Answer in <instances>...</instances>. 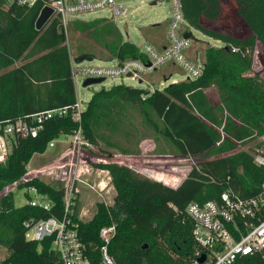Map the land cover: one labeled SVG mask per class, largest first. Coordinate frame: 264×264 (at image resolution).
<instances>
[{"label":"trees","instance_id":"16d2710c","mask_svg":"<svg viewBox=\"0 0 264 264\" xmlns=\"http://www.w3.org/2000/svg\"><path fill=\"white\" fill-rule=\"evenodd\" d=\"M21 1L0 0V121H18L39 112L72 107L78 100L63 23L53 17L38 31L36 23L47 0H37L32 6ZM225 1L235 5L237 19L247 28V35L233 36L228 29L218 27L224 17ZM182 3L187 24L223 44L219 48L204 47L203 76L169 85L163 91L147 92L124 84L103 89L94 94L82 114L83 134L91 144L97 146L102 141L115 146L105 139L104 130L116 135L122 130L117 122L121 119L120 106L139 104L149 123L152 119L160 122L152 125L170 141L177 155L214 158L199 162L178 189L124 166H99L112 176L116 206L107 208L98 204L93 220L81 224L80 235L95 249L101 244V229L116 222L117 232L109 251L117 264H190L196 245L191 225L183 214L188 205L219 200L229 188L250 198L259 192L264 181V168L257 167L253 156L239 150L236 143L252 137L248 125L264 124V79L253 71L256 45L258 42L264 45V0H182ZM105 21L76 19L72 25L79 32H90ZM114 35L109 44L111 59L145 61L136 45L124 42L116 31ZM199 42L194 39L196 50ZM18 62L22 64L16 67ZM211 87L217 88L222 103L217 116L205 94ZM79 127L70 113L48 120L37 138L16 139L7 162L0 164V191L23 178L34 155L45 153L50 142L71 135ZM263 131L258 134L263 135ZM121 151L131 153L128 149ZM31 187L48 196L53 208L45 211L28 204L16 208L13 194L1 200L0 246L9 255L0 264L59 262L50 241L40 244L26 239L24 222L32 218H61L65 210L62 184L33 180L24 183L21 189ZM98 261L94 264H99ZM236 264H264V261L250 257Z\"/></svg>","mask_w":264,"mask_h":264},{"label":"built area","instance_id":"2783aa9c","mask_svg":"<svg viewBox=\"0 0 264 264\" xmlns=\"http://www.w3.org/2000/svg\"><path fill=\"white\" fill-rule=\"evenodd\" d=\"M36 1L22 0L21 3L32 6ZM119 1L47 0L46 7L53 9V17L58 18L67 31L68 18H78L99 10L107 9L115 18H126L128 9ZM155 3L157 4V1ZM169 4L171 16L166 33V47L159 49L151 43L145 44L142 50L139 48L145 61L129 59L120 62L118 59H112L109 65L93 66L79 63L75 58L71 60L75 87L81 79L84 83L90 79L104 81L130 79L141 85L145 84L149 92H155L166 89L169 81L170 85H177L201 78L205 64L201 53L195 52L194 57L190 56L194 39L186 38L187 34L183 29L186 20L182 0H169ZM164 67L169 70L178 69L183 73V79H176L175 73L169 72L163 77V82L156 87L145 79V76L157 73ZM85 110L86 108H82V104L77 100L72 107L39 112L18 121H0V164L7 162L16 139L37 138L44 130L45 123L54 117H64L72 113L73 121L80 125L74 133L65 135L72 138L68 154L65 153V156L50 166L38 170L27 168L28 172L23 178L0 191V202L21 188L24 183L33 180H41L46 184L61 183L65 204L63 216L40 220L32 218L24 222L26 239L40 244L50 241L52 250L59 257L57 264H94L96 260H99V264H117L109 251V245L117 232L116 222L101 229L99 234L101 244L95 249H91L90 244L85 243L80 235L81 224L93 220L98 204H103L107 208L116 206L117 192L112 176L108 170L99 166L103 164L124 166L145 178L178 189L189 178L199 161L193 155H176L169 157L168 161H159L163 165L166 164L159 166L155 164L156 161H152L150 165L137 163L135 156L121 153L99 156L95 154L94 145L83 134L81 123ZM255 133L245 140L246 143L251 142L245 151L253 156L257 167L264 168V135ZM55 142L56 140L50 142L48 148H54ZM47 180L50 182H46ZM84 188L97 196L99 199L97 205L92 203L88 209L81 208ZM25 189L29 197L27 203L29 206L51 211L53 203L48 196L40 194L35 187ZM31 194L34 198L30 197ZM183 214L191 225L192 238L196 245L190 264H236L250 257H259L264 261V181L259 192L253 197L244 198L229 188L221 194L219 200L189 204ZM203 258L205 261L201 262Z\"/></svg>","mask_w":264,"mask_h":264},{"label":"rangeland","instance_id":"374dc122","mask_svg":"<svg viewBox=\"0 0 264 264\" xmlns=\"http://www.w3.org/2000/svg\"><path fill=\"white\" fill-rule=\"evenodd\" d=\"M156 1L157 4H155ZM120 2H123V5L128 9L129 13L126 18H115L112 12L107 9L87 13L74 19L68 18L69 24L66 32L68 36V43L71 48V60H75V58H79L81 55L87 54L93 56V60L91 62H83L84 65H109L113 56V54L109 51V44L115 39V31L121 36L124 42H130L141 50L145 44L151 43V40H149L151 37H155L161 41L165 39L166 24L171 16V8L168 0H120L119 3ZM224 4V17L218 27L223 30L228 29V32L233 36L243 37L247 35V28L237 19L235 5L229 1H225ZM76 19L85 22H91L96 19H104L107 21L96 25L90 32H79L76 30L74 25H72ZM157 25H161V28L155 27ZM183 29L192 33L193 38L196 40L212 43V41L208 40V37H205L201 32L193 29L187 24V22L183 24ZM110 34H113V36H110ZM201 53L203 54L202 50ZM169 71L175 73L174 78L179 80L183 79V73L181 71L178 69L168 70L167 67L160 69L157 73L145 76V79L150 81L153 85H155L154 87H156L163 82V75ZM253 71L259 73L264 79V45L261 42L257 43L254 51ZM121 84L132 88L148 90V87L145 84L141 85L139 82L132 81L130 79H108L101 84H94L90 86H84V80L81 79L76 85L78 102L82 104V108H86L94 94L103 89L111 90L115 86ZM167 85H170V81L167 82ZM161 88L163 89V87ZM210 89H215V92L218 94V104H213L209 99L207 92L211 95ZM205 94L208 97L210 104H212L214 116L219 115L221 112L219 105L222 104L219 97V91L217 88L211 87L205 90ZM212 100L215 102L214 99ZM118 112L121 114V119H117V122H119L123 131L121 130L116 133V135H112L109 131L104 130V134L106 136L105 139L109 140L115 146H108L107 143L99 141L97 146L94 145L96 150L95 154L104 157L121 153L135 156L137 163H147L150 165L152 161H156L157 163L155 164L159 166L166 165H163L162 162L159 161H168L169 157L177 155L170 141L161 135L155 126L152 125H160V122L158 120L153 121L152 119L151 123H149L143 114L141 105L123 104L118 109ZM225 113L227 114L226 111ZM248 126L249 127L247 128L253 131V135L256 134L255 132L258 133L259 130H264V124H261L259 127ZM127 132H130L129 136L125 135ZM71 140V137L65 135L56 139L54 148H48V150L43 154L34 155L28 165V169L38 170L52 165L62 156L68 154L67 150L69 149ZM249 142L250 141L246 143L245 141L241 142L237 140L236 143L239 146V150H247V146L251 143ZM121 149H128L131 153L126 154L122 152ZM212 159L214 158L201 156L197 160L199 162H203ZM170 164L175 165V163ZM144 165L148 166L146 164ZM46 182L50 181L47 180ZM56 184L57 183L51 185ZM30 197L34 198V195L31 194ZM13 200L16 208L24 207L29 201V197L26 195V189L19 188L15 190L13 193ZM110 201L114 202L113 200ZM81 202V208L88 209L90 208L89 205L92 203L97 205L99 203V199L95 196V194L84 188ZM8 255V250L0 246V262L5 260Z\"/></svg>","mask_w":264,"mask_h":264},{"label":"crops","instance_id":"0c3cea01","mask_svg":"<svg viewBox=\"0 0 264 264\" xmlns=\"http://www.w3.org/2000/svg\"><path fill=\"white\" fill-rule=\"evenodd\" d=\"M169 1V0H168ZM97 20V19H96ZM168 24H169V20H168V22H167V24H166V33H167V27H168ZM155 27H158V28H161V25H157V26H155ZM185 34H191L192 35V33H189V31H187V30H185ZM206 37V36H205ZM155 38V37H154ZM150 38L149 40H151V44H153V45H155L157 48H159V49H162V48H164V47H166L167 46V36H166V34H165V39L163 40V41H161V40H159V39H157V38ZM208 40H210V41H212V43L211 42H205V41H201V40H199L200 42H199V46H198V49L196 50L195 48H194V46H193V50H192V52H191V54H190V56L191 57H194V53L195 52H199V53H201V50H202V52L204 51V47H215V48H219V47H222L223 46V44L220 42V41H216V40H213V39H211V38H209ZM155 43V44H154ZM68 46H69V43H68ZM69 48H70V46H69ZM70 51H71V48H70ZM202 54V53H201ZM203 55V54H202ZM72 58V57H71ZM73 60V59H72ZM22 64V62H18L17 64H16V67H19L20 65ZM169 70V69H168ZM170 72V71H169ZM168 72V73H169ZM167 73H165L164 75H163V77L166 75ZM146 91H148V90H146ZM210 91H211V95L207 92V95L209 96V99L212 101V103L213 104H218L219 102V99H218V94L215 92V89H210ZM212 99H214V101L215 102H213V100Z\"/></svg>","mask_w":264,"mask_h":264},{"label":"water","instance_id":"95a60500","mask_svg":"<svg viewBox=\"0 0 264 264\" xmlns=\"http://www.w3.org/2000/svg\"><path fill=\"white\" fill-rule=\"evenodd\" d=\"M156 4V3H155ZM54 16V11L52 8L50 7H45L38 20H37V23H36V28L38 31H41L49 22L50 20L53 18ZM191 37V34H187L186 35V38H189ZM93 60V58L89 55H83L81 57L78 58V62L79 63H83V62H91ZM104 80L103 79H90V80H87L85 83H84V86H90V85H94V84H101L103 83ZM205 261V258H203L201 260V262H204Z\"/></svg>","mask_w":264,"mask_h":264}]
</instances>
